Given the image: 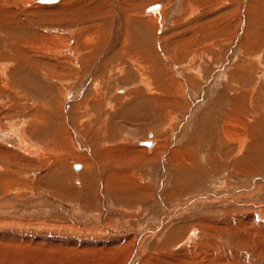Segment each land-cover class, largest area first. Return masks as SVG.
<instances>
[{
  "label": "rangeland",
  "instance_id": "rangeland-1",
  "mask_svg": "<svg viewBox=\"0 0 264 264\" xmlns=\"http://www.w3.org/2000/svg\"><path fill=\"white\" fill-rule=\"evenodd\" d=\"M36 1L0 0V132L45 156L0 139V264H264V0Z\"/></svg>",
  "mask_w": 264,
  "mask_h": 264
},
{
  "label": "bare ground",
  "instance_id": "bare-ground-1",
  "mask_svg": "<svg viewBox=\"0 0 264 264\" xmlns=\"http://www.w3.org/2000/svg\"><path fill=\"white\" fill-rule=\"evenodd\" d=\"M38 1V2H37ZM36 2L37 3H39V4H47V3H40V0H37ZM57 2L59 1V0H56ZM56 3V2H55ZM49 4V3H48ZM51 4H54V3H51ZM180 8V7H179ZM162 15H161V12L159 11V13L157 14V11L156 12H154V13H151L150 15H145L143 18H142V22H143V24L145 23V24H147L148 25V23L149 24H153V21H154V19H156L157 20V23L158 24H160V23H162V22H160L161 20V17ZM159 20H158V19ZM94 46V45H93ZM96 47V46H95ZM88 49H90L89 47H87ZM86 48V49H87ZM86 49H84L83 51H81V49H70V51H71V54H73L74 56H75V58L77 59H79L80 60V55L81 54H83V52L86 50ZM206 49V48H205ZM203 51V50H202ZM86 52H88V51H86ZM85 52V53H86ZM193 57H195V54L193 55ZM74 60V59H73ZM6 61V60H5ZM11 61V60H10ZM141 63H143V64H148V62H146L145 60H142V61H140ZM140 62L139 61H137V65L138 66H140L141 64H140ZM16 63V62H15ZM74 63V62H73ZM78 63V62H77ZM134 63H135V61H134ZM0 64H1V66H0V75H1V79H0V85H1V88L2 89H4V90H6L7 92H9L10 90H12V86L10 85V77H9V75H8V72H10V69H11V65H12V63H10L11 65H9L8 63H2L1 61H0ZM79 64V63H78ZM148 68L150 69V67H149V65H148ZM145 69H147V67L146 66H141V68H140V70H142V72H145ZM140 74V73H139ZM142 77V79H141V84H143V88L149 93V92H151V93H157L158 94V96L159 97H163V96H165V95H162L161 94V92H160V90H158L157 89V87L155 86V88L153 89L152 88V84L150 83V81H149V78H144L143 77V75H141ZM172 83H173V85L175 84V81L174 80H172ZM180 83V82H179ZM171 84V83H170ZM153 85H154V83H153ZM177 85V84H176ZM98 86V85H97ZM181 87H183V86H181ZM140 88V87H139ZM141 89V88H140ZM14 90V89H13ZM72 90V89H71ZM137 90H139V89H135V91L137 92ZM69 92H70V90H68ZM2 92H3V90H2ZM99 92V91H98ZM163 92V91H162ZM186 92V91H185ZM185 92H183V90H182V92H181V90H178V95H181L182 94V96H183V94H185ZM18 94V93H17ZM82 94V93H81ZM66 95V94H65ZM175 95V94H174ZM71 96V94H69V93H67V95L63 98V102L66 100V98H67V100L69 99V97ZM173 97V96H172ZM176 97V96H175ZM59 99V98H58ZM74 99V98H73ZM90 99V98H89ZM178 99V98H177ZM72 101V100H71ZM170 101V100H169ZM10 104V103H9ZM67 104V103H66ZM87 104V103H86ZM68 105V104H67ZM112 106V105H111ZM113 108V107H112ZM69 109H67V111H68ZM67 116H69V115H67ZM66 116V118H65V121H66V119L68 120V117ZM37 117V118H36ZM35 117V115H31L30 117H26L24 120H20V123H18L19 124V128H16V129H18L15 133H5L4 134V132L1 134V132H0V139H2V137L4 138V137H6L5 138V140H8L9 141V143L11 144V145H13V146H18V148H19V150L21 151V153L22 154H24V156H26V159L29 161V164L30 165H32V164H35V166L38 164V162H40L42 159H45V156H44V154H43V156H42V158H41V154L42 153H40V150H41V147H40V150L36 147V145L34 144V143H32L31 142V136L32 135H35V132H36V129H37V126H38V128H39V125L40 124H38L39 122H37V120H38V116H36ZM65 116H63V118H64ZM66 124H67V121H66ZM82 125V124H81ZM11 126V125H10ZM68 128H69V123H68ZM12 127V126H11ZM11 129H13V128H10V130ZM75 129V128H74ZM13 130H15V129H13ZM69 130H71L72 131V128H69ZM69 130L67 129L66 130V132H67V134H65L66 135V137H69V134H68V132H69ZM74 131V130H73ZM225 131V130H224ZM9 132V131H8ZM115 133V132H114ZM62 134V133H61ZM78 135V134H77ZM152 135V134H151ZM224 136L226 137V138H228L229 137V131H225L224 132ZM36 137V136H35ZM152 137H153V135H152ZM232 139V138H231ZM235 141H238L239 142V144L240 145H242V143L240 142V140L238 139V138H235L234 139ZM15 141H17L18 143H16V145H14L13 143L15 142ZM149 142H151L152 144H153V146H152V148H151V150L150 151H153V150H156V149H159V147H160V144H155V141H149ZM144 143L145 142H142V143H139V144H143L144 145ZM122 145V144H121ZM106 146H108V145H106ZM146 146V145H145ZM151 146H148V147H151ZM103 147H105V146H103ZM116 147V146H115ZM17 148V147H16ZM161 148V147H160ZM126 149V148H125ZM115 150H117V149H115ZM114 150H111V148H110V146H108V147H106V148H104L102 151H101V149H99L98 151H96V158L98 159L100 156V154H102V155H109L110 153H112ZM124 151V150H123ZM157 151V150H156ZM58 153V152H57ZM81 154V153H80ZM86 155V154H85ZM78 156V155H77ZM114 156V155H113ZM125 156V155H124ZM60 157V156H59ZM129 159V158H128ZM49 160V159H48ZM47 160V161H48ZM78 160V159H77ZM124 160V159H123ZM27 161V162H28ZM43 161V160H42ZM58 161V160H57ZM85 161V160H84ZM82 161V160H78V161H76V163H80V164H83V169H84V171H83V173L82 174H84L86 171H87V169H89V164H88V161ZM122 161V160H121ZM46 162V161H45ZM44 162V163H45ZM60 162V161H59ZM125 162V161H124ZM43 164V163H42ZM74 167V166H73ZM95 167V166H94ZM81 169V168H80ZM79 169V170H80ZM75 171H79V170H76V169H74ZM86 177V176H85ZM4 189H8L6 186L4 187ZM218 192H220V194H218V195H221V194H225V193H235V191H230V190H221V191H218ZM11 194V193H10ZM10 194H8V195H10ZM13 194V193H12ZM11 194V195H12ZM238 194V193H237ZM209 195H211V194H209ZM208 194H205V196H209ZM13 196V195H12ZM211 196H216V194L215 193H212V195ZM50 197V196H49ZM188 204V203H187ZM185 205V204H184ZM64 206V205H63ZM181 206V205H180ZM179 211V210H178ZM182 211V210H181ZM176 212H177V210H176ZM180 212V211H179ZM80 215V214H79ZM170 215V214H169ZM172 215H174V211H172ZM172 215H170V216H172ZM98 222V221H97ZM68 226V225H67ZM95 226V225H94ZM62 228H66L67 229V227L66 226H64V227H62ZM70 228H72V229H79V228H77V227H75V226H73V227H70ZM65 229V230H66ZM191 237H193V236H191ZM95 243V242H94ZM87 245H88V243H87ZM105 245V244H104ZM80 246V245H79ZM83 246H85V245H83ZM90 247V249H91V246H89ZM97 247V246H96ZM64 248V247H63ZM87 248H88V246H87ZM68 249V248H67ZM110 249V248H109ZM69 250H70V248H69ZM77 250V249H76ZM79 251V250H78ZM113 251V250H112ZM66 252V251H65ZM67 252H68V250H67ZM70 252V251H69ZM80 252V251H79ZM69 254V253H68ZM81 255V254H80ZM79 255V256H80ZM86 260V259H85ZM77 263V262H76ZM79 263V262H78ZM97 264V263H96Z\"/></svg>",
  "mask_w": 264,
  "mask_h": 264
},
{
  "label": "water",
  "instance_id": "water-1",
  "mask_svg": "<svg viewBox=\"0 0 264 264\" xmlns=\"http://www.w3.org/2000/svg\"><path fill=\"white\" fill-rule=\"evenodd\" d=\"M54 2H56V0H40V3H47L48 4V3H54ZM144 145L151 146L152 143L151 142H145ZM74 168L76 170H79L81 168V165L75 164Z\"/></svg>",
  "mask_w": 264,
  "mask_h": 264
}]
</instances>
